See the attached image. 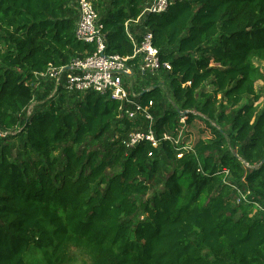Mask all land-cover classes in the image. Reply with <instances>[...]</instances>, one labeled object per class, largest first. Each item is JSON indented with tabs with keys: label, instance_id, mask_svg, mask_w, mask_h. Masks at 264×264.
<instances>
[{
	"label": "trees",
	"instance_id": "1",
	"mask_svg": "<svg viewBox=\"0 0 264 264\" xmlns=\"http://www.w3.org/2000/svg\"><path fill=\"white\" fill-rule=\"evenodd\" d=\"M148 1H99L108 52L133 53L127 22ZM78 19L72 0H0V130L17 131L36 155L14 159L12 133L0 135V264H264V108L240 106L260 98L264 0H172L129 26L139 42L150 30L169 64L161 70L175 106L164 108L159 84L137 99L162 108L151 125L158 145L128 147L136 121L120 115L132 105L93 90L59 87V101L22 118L40 81H50L35 73L94 50L77 39ZM206 83L211 93L199 94ZM114 122L121 136L106 152L90 150ZM161 157L174 169L139 201ZM242 191L249 203L237 201Z\"/></svg>",
	"mask_w": 264,
	"mask_h": 264
},
{
	"label": "built area",
	"instance_id": "2",
	"mask_svg": "<svg viewBox=\"0 0 264 264\" xmlns=\"http://www.w3.org/2000/svg\"><path fill=\"white\" fill-rule=\"evenodd\" d=\"M79 19L76 24V37L79 41L91 44L94 50L84 56L74 57L70 64L56 67L50 65L45 72L35 73L37 79L47 78L55 82L57 88L64 87L67 92L96 91L108 95L111 99L119 101L122 105L131 104L135 109L129 112L131 116L142 115L146 119L152 118L149 107L137 101L140 93L134 89V84L147 73H155L168 67L167 62L160 59V50L154 44V35L149 30L143 34L142 41L134 38L130 27L133 22H139L145 12H163L168 9L172 0H151L138 19L131 24L127 22V32L134 43L131 55L123 56L119 53L108 52L104 24L100 21L93 0H76ZM32 105V104H31ZM30 105V106H31ZM29 106V107H30ZM123 109V106H121ZM136 114V115H135ZM185 123V117L181 118ZM148 131H133L127 140V146L133 147L144 138L158 145L151 127ZM17 131L0 130L1 136H7ZM165 139L170 138L164 136ZM179 143V139L175 141ZM249 192H241L238 202L249 203Z\"/></svg>",
	"mask_w": 264,
	"mask_h": 264
},
{
	"label": "rangeland",
	"instance_id": "3",
	"mask_svg": "<svg viewBox=\"0 0 264 264\" xmlns=\"http://www.w3.org/2000/svg\"><path fill=\"white\" fill-rule=\"evenodd\" d=\"M93 1H94L96 8H97V12L99 13L98 15H100V13H101L100 6H99L100 0H93ZM105 1H107V0H105ZM72 3H74V6L77 8L76 0H72ZM146 6H147V4H146ZM138 23L139 22H133L131 26H133L135 28L136 27L140 28L138 26L139 25ZM137 32L142 33V29H137ZM255 63L257 65H259L264 72V60L261 61L259 59H255ZM45 79L50 80L47 78H45ZM41 81L37 86L39 89L38 90L39 92H37V94L35 96L34 103L28 109H26V111L22 115L23 119L29 117L30 114L33 113L34 111L46 110L51 105V103L59 101L60 94H59V91L57 88L58 86H56L55 82L52 80H50L51 82L50 81H44V82L42 81L41 82ZM153 84H159L164 89V92H165L164 108H167V107L173 108L175 106V101H174L173 96L171 94L170 80L167 76L166 71L160 70V71L155 72V73H147L144 77H142V78L140 77L137 80L136 84H134V89L136 92L141 94L142 91H144L146 88L152 86ZM211 89H212L211 86L208 83H206L199 90V94L202 91L211 93V91H212ZM256 89H257L258 94H260V98L255 100V97L247 96L240 103V106L244 105L245 103H247L249 101H254V103L256 105H258L260 110H262L264 108V77L256 82ZM200 100L204 101V99H202L201 97H200ZM133 108L135 109V107L132 105L129 108L130 109L129 111L132 112L134 110ZM232 110H233V108L228 109V111H232ZM161 111H162V108L160 106H156V104L153 105L152 107H149V112L152 115V118L150 120L146 119L142 115H136L135 114L136 116H131V114H129V112L123 111L122 114L120 115L121 119L128 117L129 119L136 121L135 122L136 128H134L133 130L131 129L130 131L125 133V135H126L125 140L129 139V136L133 131L143 132V131L150 130L149 128L151 127L153 121L155 120V114L154 113H160ZM181 123H182V120H181ZM213 123L215 125H217L219 128L226 129L227 131H230L229 125L225 122L219 123L216 121ZM121 127H122L121 124L119 126H116V123L114 122L112 131L110 133H108L107 137L104 138L102 142H98L96 140L90 139L87 142V147L90 150L97 148V149L102 150L103 152H106L107 148H110L111 143L113 141L117 140L121 136V130H119V128H121ZM12 135H14V132L7 137V141L11 145L14 159H16V158H18L19 160L33 159V157H35L36 155L33 152H31L29 149H27V150L25 149V147H24L25 138H23V137L14 138ZM238 149H239V144L235 143L234 150L238 152ZM61 154H62V151H56L53 153V157L58 156L60 159H62ZM161 158H162V161H161L160 171L155 176V178L151 181L149 193L145 197L138 196L137 199L139 201L140 200H146L147 198L152 197L155 193H158L159 191H161L164 187V183H165L166 179L172 173V171L174 169V165L172 163H170L169 161L165 160L163 157H161ZM55 167L58 169L59 166L56 165ZM115 172H118V169H109L107 172V176L110 177ZM139 217L144 218L143 212L139 213Z\"/></svg>",
	"mask_w": 264,
	"mask_h": 264
}]
</instances>
